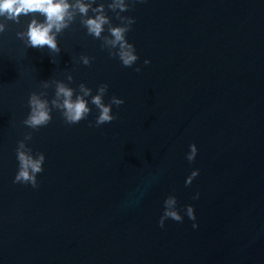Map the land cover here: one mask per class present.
Segmentation results:
<instances>
[{
  "label": "water",
  "instance_id": "95a60500",
  "mask_svg": "<svg viewBox=\"0 0 264 264\" xmlns=\"http://www.w3.org/2000/svg\"><path fill=\"white\" fill-rule=\"evenodd\" d=\"M121 15L135 18L126 34L139 57L132 67L110 57L79 16L58 35L59 53L16 36L30 16L5 22L0 264H264V0H148ZM54 80L93 94L106 83L104 102L124 103L99 127H89L98 114L90 105L77 124L53 110L48 125L28 128L29 94L51 99ZM28 133L33 154L45 155L36 188L13 183ZM168 195L194 207L197 228L186 215L159 226Z\"/></svg>",
  "mask_w": 264,
  "mask_h": 264
},
{
  "label": "clouds",
  "instance_id": "9594fccd",
  "mask_svg": "<svg viewBox=\"0 0 264 264\" xmlns=\"http://www.w3.org/2000/svg\"><path fill=\"white\" fill-rule=\"evenodd\" d=\"M146 3L148 0H108L107 4L100 0H0V34L5 32L6 21L19 23L21 16H30L26 28L17 32L16 36L24 42L26 48L47 47L49 52L59 53L58 35L79 16L80 24L86 29V33L99 39L102 42L101 48L106 49L110 57H116L124 67H132L139 57L126 34L135 23V18L121 15V13L128 11L136 4ZM106 9L115 13L119 24L113 25L111 18L106 14ZM79 62L89 65L91 58L81 55ZM143 63L147 65L150 61L145 59ZM135 71L139 72L140 68L136 67ZM66 80L71 83L73 76L67 74ZM52 83L54 95L51 99H48L43 91H33L29 94L27 100L29 111L22 121L28 128L36 130L48 125L52 119L53 110L59 111L65 123L77 124L85 120L92 112L90 105L95 107L98 114L95 116L94 124L89 122V127H99L116 118L112 114L113 105L120 106L124 103L122 98L116 96H112L108 103L104 102L108 89L106 83L100 84L95 94L84 83H80L78 89L70 87L63 80H54ZM41 87L47 89L49 82L44 81ZM31 139L32 135L28 133L17 142L15 149L17 171L13 183L36 188L38 187L37 176L44 170L45 155L42 152L33 154L26 143ZM188 149L186 159L191 163L197 156L198 148L195 143H191ZM198 175L199 169H193L185 178V185H190ZM198 198L197 192L193 199ZM185 215L193 221L192 227L197 228L194 207L187 204L180 208L176 196L168 195L163 201V211L158 224L163 228L167 219L182 222Z\"/></svg>",
  "mask_w": 264,
  "mask_h": 264
}]
</instances>
